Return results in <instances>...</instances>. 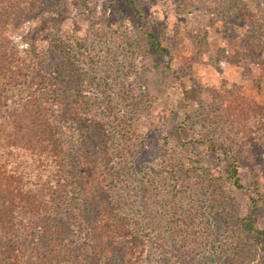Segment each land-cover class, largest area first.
<instances>
[{
    "label": "rangeland",
    "instance_id": "rangeland-1",
    "mask_svg": "<svg viewBox=\"0 0 264 264\" xmlns=\"http://www.w3.org/2000/svg\"><path fill=\"white\" fill-rule=\"evenodd\" d=\"M135 2L0 0V264H264V0Z\"/></svg>",
    "mask_w": 264,
    "mask_h": 264
},
{
    "label": "trees",
    "instance_id": "trees-1",
    "mask_svg": "<svg viewBox=\"0 0 264 264\" xmlns=\"http://www.w3.org/2000/svg\"><path fill=\"white\" fill-rule=\"evenodd\" d=\"M122 1L128 6L131 14H133L134 16L139 15L135 0H122ZM147 36L149 37L148 40H149V48H150L151 54L156 61L155 65L157 67H161L163 70L171 71L170 50L162 42L160 34L149 32ZM181 91H182L183 96L186 97L185 102L187 103L189 91L184 89L183 86H182ZM226 153H227V156L230 157V166L228 168L229 178L232 181V184L236 189L244 191L246 193V190L244 186L240 183V180L238 177V165L233 155V152L231 149L227 148ZM89 192H90L89 195L93 197L96 191L92 190V186H90ZM97 194H99L100 196V192H97L95 195ZM100 202H101L102 213L100 215L98 224L94 226V229H93V233L96 236V239L94 241L97 247L99 248L100 251H103L104 248L106 250H110L111 249L110 247L113 246V244L116 241L120 242L122 240V243L126 245V247L129 246L127 254H126L125 264H136L137 260L142 254L141 248L138 247L137 237L134 236L127 228L118 225L113 220V214H112L113 212H112L111 203H106L103 200H100ZM255 209L256 208L254 204L252 209L250 210V213L247 215L245 219L246 224L244 225V227L249 232H253L255 234L257 243H263L264 242V230H258L255 225V221H256L255 220ZM0 254H3V248L1 246H0Z\"/></svg>",
    "mask_w": 264,
    "mask_h": 264
}]
</instances>
